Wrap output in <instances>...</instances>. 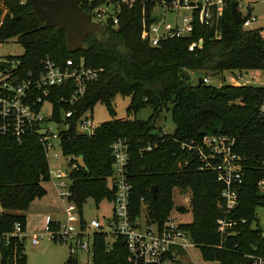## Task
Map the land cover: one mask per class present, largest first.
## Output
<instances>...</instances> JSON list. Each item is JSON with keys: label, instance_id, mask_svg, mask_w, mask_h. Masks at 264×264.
<instances>
[{"label": "trees", "instance_id": "16d2710c", "mask_svg": "<svg viewBox=\"0 0 264 264\" xmlns=\"http://www.w3.org/2000/svg\"><path fill=\"white\" fill-rule=\"evenodd\" d=\"M173 1L80 2L86 14L103 4H114L119 8L117 25L109 22L105 30L89 35L79 51L69 52L64 32L45 28L34 16L29 0H0V41L16 38L23 48L15 73L19 80L29 73H39L41 61L46 58L57 65L66 59L82 58L97 73L83 101L74 107L76 117L69 120L70 129L60 134L61 153L71 158L68 202L82 213L87 200L96 207L102 201H112L114 192L108 184L113 164L111 146L121 140L128 147L126 177L132 187L131 210L137 213L142 199L149 219L162 222L172 208L173 189L187 190L193 223L183 228L202 257L221 264H239L248 253L264 256V231L255 214L258 208L264 209V192L257 188V183L264 180V116L259 113L264 104V87H214L198 84L193 78L198 75L203 80L234 71L264 72V26L244 30L235 25L229 2L220 20L219 38L214 29L195 24L189 37L151 47L142 37L152 9L156 4L163 7ZM198 40H202V47L189 52L188 46ZM4 67L0 66V72ZM59 92L55 90L51 95L54 122H61V109H72L54 101ZM116 97L129 98L126 110L134 116L133 120L114 119L112 103ZM98 103L113 120L98 126L90 137L77 135V117L91 112ZM146 108L151 111L149 118L137 120L136 115ZM164 111L170 114L174 125L171 134L163 133L154 124ZM214 123L219 124V130L213 133L234 138L233 151L244 159L235 216L246 223L229 239H222L215 229L222 186L210 172L199 171L196 156L182 149L184 143L199 142ZM79 157L85 169L76 164ZM49 180L47 158L33 134L27 133L20 142L11 135L0 134V264H26L24 236L13 235L14 225L19 224L25 234L23 213L33 200L46 194L43 184ZM152 187L157 188L155 198L150 194ZM55 227L56 222L47 223L48 230ZM125 257L121 239L106 252L105 235L95 234L92 264H126ZM66 264L79 263L70 256Z\"/></svg>", "mask_w": 264, "mask_h": 264}, {"label": "built area", "instance_id": "2783aa9c", "mask_svg": "<svg viewBox=\"0 0 264 264\" xmlns=\"http://www.w3.org/2000/svg\"><path fill=\"white\" fill-rule=\"evenodd\" d=\"M78 4L89 0H77ZM127 1V0H123ZM152 1V0H149ZM235 2L240 12L242 29L247 30L255 26L259 21L256 16L251 15L253 4L247 3L246 14L241 13L243 0H175L170 5L163 6V12L174 15L172 26L159 27L155 24L160 18L148 24L143 32V40L151 47H157L162 41L182 39L189 37L194 31V25L199 24L215 30L216 38L223 12L229 2ZM264 5V0H258ZM156 4V3H154ZM110 10V11H109ZM119 8L114 4H103L91 9L90 19L100 25L112 22L117 25L116 15ZM180 13V14H176ZM151 16V17H152ZM3 25L0 20V29ZM3 44L0 41V46ZM202 47V40L195 41L188 46V51ZM19 57H0V66H5L0 72V134L11 135L18 142L27 133L33 134L42 146L46 158L50 154L59 158L55 153L54 143L60 148V134L67 132L71 122L76 117L74 107L83 101L88 85L95 81L97 73L81 58L79 60L66 59L62 65H57L46 58L41 61V70L37 74L29 73L21 80L15 74L19 65ZM11 71V73L9 72ZM231 73V72H229ZM238 72V77H241ZM223 82L226 78L221 76ZM232 86H248L247 83L239 84L237 77L228 76ZM208 84L207 78L203 79ZM60 90L54 97L57 104L72 108L60 111L61 122L45 120L41 114L45 102L50 103L53 91ZM260 116H264V104L259 109ZM52 114V110H51ZM91 113L85 112L76 119L75 132L83 137H90L98 128L93 124ZM68 120V121H67ZM50 123L63 127L58 132L52 131ZM235 139L220 133L205 134L197 142L182 144V149L192 152L199 162V171L210 172L218 184L222 186L217 208L220 215L215 220L216 233L222 239L235 237L236 229L246 223L244 219H237L235 211L238 206L239 192L243 183V161L233 151ZM61 150V149H60ZM113 158L112 173L108 179L109 188L113 189L114 197L112 204V215L105 224L98 219L85 221L82 213L75 204L68 202L71 196L69 190L60 194L67 199V206L63 214L65 221L56 222L54 229L48 230L46 239L56 244H64L68 247L69 255L77 258L79 264H92L93 242L95 234L105 235L106 252H110L112 245L118 239L124 244L126 253V264H195L189 260V251L199 250L189 233L176 219L169 214L162 222L151 221L148 217V208L141 199L139 211L134 213L130 206L131 185L129 184L126 171L128 164V147L118 140L111 146ZM76 167V166H73ZM54 178L61 180L65 176L56 172ZM66 188L65 184H61ZM259 191L264 192V180L257 183ZM106 228H105V227ZM264 231V230H262ZM13 235L19 238L24 234L19 224L14 225ZM264 233L262 234V237ZM42 236H31L34 246L39 244ZM111 238L112 241H108ZM220 248V247H219ZM252 250H256L252 247ZM200 252V251H199ZM85 257L80 263L78 255ZM201 254V252H200ZM242 263L264 264V256L254 252L245 254ZM203 264H221L218 261H206L201 254Z\"/></svg>", "mask_w": 264, "mask_h": 264}, {"label": "rangeland", "instance_id": "374dc122", "mask_svg": "<svg viewBox=\"0 0 264 264\" xmlns=\"http://www.w3.org/2000/svg\"><path fill=\"white\" fill-rule=\"evenodd\" d=\"M253 4V10L251 11L252 16L258 18V22L254 28L264 26V5L258 0H243V8L240 10L243 15L247 12L245 10L246 4ZM110 11V10H109ZM152 14L157 15L160 19L155 22L159 27L172 26L173 17L172 14L164 13L160 5L156 4L152 9ZM180 14V13H176ZM264 32V31H263ZM23 54V48L20 46L16 38L10 39L0 46V57L15 56L20 57ZM242 75L238 77V71L224 72L221 75L208 77L209 83L206 85L219 87L221 85H233L229 80L228 76L234 75L237 77V81L240 85L247 83L251 87H264V72L263 71H250L240 72ZM221 76L225 77V82L222 81ZM194 82H197L200 77L195 75L193 78ZM129 104V98L116 97L112 103L116 116L115 120H133V115H128L127 106ZM52 107L50 103L45 102L42 106L41 114L45 120L51 118ZM93 124L100 126L103 123L111 122L113 119L109 116L105 107L102 104H96L90 112ZM151 114L150 109L146 108L140 111L136 115L137 120H147ZM154 124L157 128H161L165 134H171L174 130V125L171 121L169 113L162 112L159 117L156 118ZM52 131L58 132L63 127L56 124H49ZM215 130H219V124L214 123L213 126L206 131V134H212ZM55 153L59 158H54L50 154L47 158L50 180L44 184L46 194L39 199H35L30 204L28 210L23 213L27 220V231L24 236V248L26 255V264H66L70 258L68 247L64 244H56L46 239L47 233V221H54L63 223L65 216L63 214L64 208L68 202L65 197H60V194L66 192L70 181L67 175L70 172V157H66L61 153L57 143H54ZM56 172H61L65 178L57 180L54 178ZM61 184H65L66 188L62 187ZM172 208L169 215L176 219L182 225H191L193 223V214L191 208V197L190 193L184 189H173L171 193ZM182 210V211H181ZM112 204L108 201H102L97 207L92 200H87L82 208V217L85 221L98 219L103 225L110 219L112 213ZM259 222V228L264 230V209L258 208L255 212ZM105 227V226H104ZM106 228V227H105ZM37 235L42 236L37 246L32 245L31 236ZM108 241H112L111 238ZM189 260H193L195 264H203L201 254L199 250H190ZM80 263L84 262L85 257L81 254L78 255Z\"/></svg>", "mask_w": 264, "mask_h": 264}, {"label": "water", "instance_id": "95a60500", "mask_svg": "<svg viewBox=\"0 0 264 264\" xmlns=\"http://www.w3.org/2000/svg\"><path fill=\"white\" fill-rule=\"evenodd\" d=\"M29 4L34 16L43 22L45 28L64 32L69 52L79 51L89 35L107 28L106 25L92 22L90 16L82 11L77 0H29ZM230 15L233 23L239 25L240 12L233 1L230 2ZM156 18L157 16H152L150 21L153 22ZM198 84H203L201 78L198 79ZM76 164L82 169L86 168L81 157L76 159ZM156 192V187L150 189L152 198L156 197ZM262 238L264 239V236ZM245 264H250V262Z\"/></svg>", "mask_w": 264, "mask_h": 264}, {"label": "crops", "instance_id": "0c3cea01", "mask_svg": "<svg viewBox=\"0 0 264 264\" xmlns=\"http://www.w3.org/2000/svg\"><path fill=\"white\" fill-rule=\"evenodd\" d=\"M45 184V183H44ZM44 184H43V187H44ZM44 189H45V187H44ZM48 222H50V221H47V223ZM54 222V221H53ZM26 223H27V220H26ZM46 227H47V225H46ZM26 231H27V225H26ZM26 231H25V233H26Z\"/></svg>", "mask_w": 264, "mask_h": 264}]
</instances>
